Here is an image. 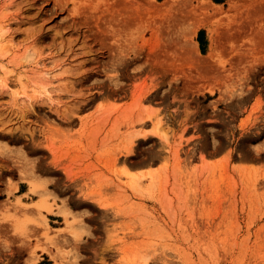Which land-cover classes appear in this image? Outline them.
Masks as SVG:
<instances>
[{
  "label": "rangeland",
  "instance_id": "rangeland-1",
  "mask_svg": "<svg viewBox=\"0 0 264 264\" xmlns=\"http://www.w3.org/2000/svg\"><path fill=\"white\" fill-rule=\"evenodd\" d=\"M232 1L0 0V264H264V0Z\"/></svg>",
  "mask_w": 264,
  "mask_h": 264
},
{
  "label": "bare ground",
  "instance_id": "bare-ground-1",
  "mask_svg": "<svg viewBox=\"0 0 264 264\" xmlns=\"http://www.w3.org/2000/svg\"><path fill=\"white\" fill-rule=\"evenodd\" d=\"M236 2H237V0H235ZM234 1V2H235ZM241 0H239V2H240ZM243 1V0H242ZM241 1V2H242ZM233 2V1H232ZM233 2V3H234ZM235 2V3H236ZM207 5H208V7H213V3H207ZM232 5V4H231ZM235 5V4H234ZM165 6L166 7H168L169 6V3H165ZM231 8H234V6H232ZM217 11L218 12H222V8H217ZM230 15H229V19H230ZM264 26V25H263ZM3 38V32L1 31V29H0V40ZM33 57V55H31V53H26L25 55H24V57L22 58L23 59V62H26V61H28L30 58H32ZM5 71H7V68H6V65L3 63V62H1L0 61V72H5ZM46 74L47 75H49L50 73H48V72H46ZM2 73H0V87H7L8 86V84H7V82H4L3 81V79H2ZM20 81H21V86H22V89H23V92L25 93L26 92V87H28L27 86V84L24 82V81H22V79H20ZM15 96H16V99L19 97V95H20V93H18V92H16L15 94H14ZM19 99V98H18ZM26 107V106H25ZM23 108H24V106H23ZM26 109V108H25ZM29 111V110H28ZM27 111V112H28ZM27 112H25V114L27 113ZM24 117V116H23ZM158 129H159V127H155L154 128V131L153 132H158ZM155 130H157V131H155ZM131 147H127V149L129 150Z\"/></svg>",
  "mask_w": 264,
  "mask_h": 264
},
{
  "label": "trees",
  "instance_id": "trees-1",
  "mask_svg": "<svg viewBox=\"0 0 264 264\" xmlns=\"http://www.w3.org/2000/svg\"><path fill=\"white\" fill-rule=\"evenodd\" d=\"M216 1H219V0H216ZM201 44H202V46H203V50H204V43H203V42H201Z\"/></svg>",
  "mask_w": 264,
  "mask_h": 264
},
{
  "label": "crops",
  "instance_id": "crops-1",
  "mask_svg": "<svg viewBox=\"0 0 264 264\" xmlns=\"http://www.w3.org/2000/svg\"><path fill=\"white\" fill-rule=\"evenodd\" d=\"M215 4V3H214Z\"/></svg>",
  "mask_w": 264,
  "mask_h": 264
}]
</instances>
